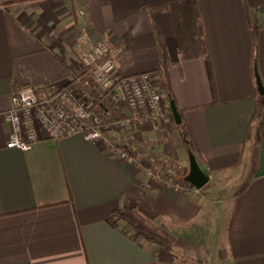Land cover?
<instances>
[{"label":"crops","instance_id":"0c3cea01","mask_svg":"<svg viewBox=\"0 0 264 264\" xmlns=\"http://www.w3.org/2000/svg\"><path fill=\"white\" fill-rule=\"evenodd\" d=\"M100 42L115 49L119 75L151 72L161 83L163 53L170 61L181 123L170 111L107 134L140 160L165 156L167 182L81 134L6 147L17 91L69 80L82 69L78 45ZM256 74L264 87V0H0V264H264ZM189 152L208 176L198 191L177 187Z\"/></svg>","mask_w":264,"mask_h":264},{"label":"built area","instance_id":"2783aa9c","mask_svg":"<svg viewBox=\"0 0 264 264\" xmlns=\"http://www.w3.org/2000/svg\"><path fill=\"white\" fill-rule=\"evenodd\" d=\"M79 40L82 41L83 36H79ZM77 51L82 64L78 75L42 87L23 86L17 91L13 106L5 113L10 125L6 147L25 151L42 139L58 140L81 134L92 142L104 143L120 161L135 164L154 178L167 182L165 172L155 170L152 164L144 165L132 149L107 135H122L131 124L171 118L169 100L161 83L151 72L119 75L115 68L116 51L104 42L80 43ZM79 83L87 90L77 92ZM91 90L100 99L110 100L111 107L104 110L106 117L117 112L124 115L106 120L94 112L97 102L90 97ZM87 96L88 101L85 100ZM161 161L168 165L165 156ZM187 185L190 184L183 181L177 187ZM115 219L117 221L116 216Z\"/></svg>","mask_w":264,"mask_h":264},{"label":"trees","instance_id":"16d2710c","mask_svg":"<svg viewBox=\"0 0 264 264\" xmlns=\"http://www.w3.org/2000/svg\"><path fill=\"white\" fill-rule=\"evenodd\" d=\"M158 7H160V6L153 5L152 6V9H156ZM169 63H170L169 59L166 57V54L163 53L162 62L156 68V70L160 74L161 85L163 86V88L165 89V91L167 93L168 100H171V99H174V95H173V91H172L171 84H170V81H169V78H168V74H167V69H168ZM74 75H78V73L77 74H74ZM84 88L85 87L81 83H79L76 86L77 92L81 91ZM84 90H87V88H85ZM37 91L39 92V89L38 88H37ZM89 95H90L91 98L96 99V102H97L95 104V107L93 108L94 112H96L97 114H99L100 116H102L103 118H105L106 120L116 119V118L122 117L124 115V114H122L120 112H117V113L113 114L112 117H106L105 114H104V112H105L104 110L106 108H108L109 106L111 107L110 100H108V99H100L97 96V94L94 93L92 90L89 93ZM88 97L89 96H87L85 98L86 101H88L90 99ZM178 111L180 113L182 110L180 109ZM141 160L144 161L147 165L148 164H152L154 166L155 170H162L163 172H165L168 175L169 178H172L173 177L172 173L169 170V167L161 161V158H158L155 155H152V156L147 155V156H141ZM71 198H72V195L68 191V195H67V199L66 200L67 201H71ZM115 216H116L117 220L124 219V221L126 223L131 224L138 231V233L141 234L149 242H151V243H153V244H155V245H157L159 247H162V248H164L166 250H169L170 252H174L173 244H172V242L168 238L162 237V236H159V235H156V234L151 233V232H148V231H145L144 229H142L138 225L133 224L127 218L121 217V214L118 213V212L115 213Z\"/></svg>","mask_w":264,"mask_h":264},{"label":"water","instance_id":"95a60500","mask_svg":"<svg viewBox=\"0 0 264 264\" xmlns=\"http://www.w3.org/2000/svg\"><path fill=\"white\" fill-rule=\"evenodd\" d=\"M257 87L261 94H264V87L256 74ZM169 108L174 118L175 123H181V115L177 109L174 99L169 100ZM184 181L193 185L196 188L203 187L208 181V176L205 172L200 168L194 154L189 152V171L184 177Z\"/></svg>","mask_w":264,"mask_h":264},{"label":"rangeland","instance_id":"374dc122","mask_svg":"<svg viewBox=\"0 0 264 264\" xmlns=\"http://www.w3.org/2000/svg\"><path fill=\"white\" fill-rule=\"evenodd\" d=\"M176 163V162H175ZM245 180V179H244ZM244 180H241L238 184H236V188L239 189L241 186H243ZM121 223V222H120ZM148 230L149 231H154L155 232V226L152 228L150 225L148 226ZM213 231L216 232L218 231V229L215 227V225H213ZM219 234V233H218Z\"/></svg>","mask_w":264,"mask_h":264}]
</instances>
